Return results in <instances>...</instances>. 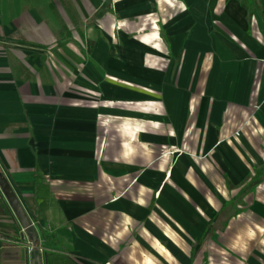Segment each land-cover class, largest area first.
Here are the masks:
<instances>
[{"label":"crops","instance_id":"1","mask_svg":"<svg viewBox=\"0 0 264 264\" xmlns=\"http://www.w3.org/2000/svg\"><path fill=\"white\" fill-rule=\"evenodd\" d=\"M0 170V264H264V0H0Z\"/></svg>","mask_w":264,"mask_h":264},{"label":"water","instance_id":"2","mask_svg":"<svg viewBox=\"0 0 264 264\" xmlns=\"http://www.w3.org/2000/svg\"><path fill=\"white\" fill-rule=\"evenodd\" d=\"M0 188L5 195L8 203L10 204L13 212L19 219L22 228L26 230V233L32 237L34 243L37 242L38 236L35 226L31 219L29 218L27 212L25 211L23 205L21 204L19 198L15 194L14 190L10 186L7 178L4 176L3 172L0 170ZM33 264H40V256H37Z\"/></svg>","mask_w":264,"mask_h":264},{"label":"built area","instance_id":"3","mask_svg":"<svg viewBox=\"0 0 264 264\" xmlns=\"http://www.w3.org/2000/svg\"><path fill=\"white\" fill-rule=\"evenodd\" d=\"M22 233H23V236H24L23 240L26 242L28 247L31 250L35 249L36 245H35L34 241L32 240V237L26 233V230L24 228H22Z\"/></svg>","mask_w":264,"mask_h":264},{"label":"trees","instance_id":"4","mask_svg":"<svg viewBox=\"0 0 264 264\" xmlns=\"http://www.w3.org/2000/svg\"><path fill=\"white\" fill-rule=\"evenodd\" d=\"M49 256H51V257H52V256H53V253L49 254ZM53 258H54V257H53Z\"/></svg>","mask_w":264,"mask_h":264}]
</instances>
